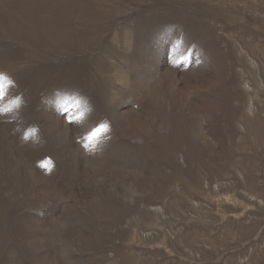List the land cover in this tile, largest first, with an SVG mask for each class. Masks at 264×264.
I'll return each instance as SVG.
<instances>
[{
	"label": "rangeland",
	"instance_id": "374dc122",
	"mask_svg": "<svg viewBox=\"0 0 264 264\" xmlns=\"http://www.w3.org/2000/svg\"><path fill=\"white\" fill-rule=\"evenodd\" d=\"M0 73V264H264V0H0Z\"/></svg>",
	"mask_w": 264,
	"mask_h": 264
},
{
	"label": "snow or ice",
	"instance_id": "6c2138e0",
	"mask_svg": "<svg viewBox=\"0 0 264 264\" xmlns=\"http://www.w3.org/2000/svg\"><path fill=\"white\" fill-rule=\"evenodd\" d=\"M11 81L2 73H0V93L3 92V89L10 84ZM5 111H8V109H4ZM105 130V127L102 125L99 128L93 130L89 136L87 137L88 142L94 143L95 139L100 135L101 132H103ZM35 129H32L31 132L29 133V135L31 136H35ZM27 138V137H25ZM87 146V145H85Z\"/></svg>",
	"mask_w": 264,
	"mask_h": 264
}]
</instances>
